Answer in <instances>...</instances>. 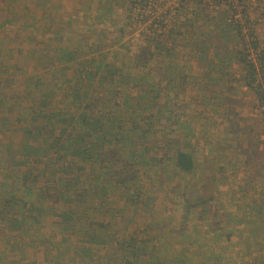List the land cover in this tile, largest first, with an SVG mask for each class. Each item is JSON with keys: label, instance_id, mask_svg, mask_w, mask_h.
Returning <instances> with one entry per match:
<instances>
[{"label": "rangeland", "instance_id": "rangeland-1", "mask_svg": "<svg viewBox=\"0 0 264 264\" xmlns=\"http://www.w3.org/2000/svg\"><path fill=\"white\" fill-rule=\"evenodd\" d=\"M127 1L0 0V264H264V108L240 63L209 78L193 51L211 30L203 16L220 21L227 5L158 0L168 26L178 14L191 23L168 41L176 57L150 47L137 68L153 10L132 16ZM251 3L264 46V6ZM160 60L188 77L137 106L142 80L159 92L148 69ZM41 98L63 126L40 128ZM74 130L88 134L82 149L65 143ZM177 150L194 170L175 166ZM10 196L18 207L6 213Z\"/></svg>", "mask_w": 264, "mask_h": 264}, {"label": "trees", "instance_id": "trees-1", "mask_svg": "<svg viewBox=\"0 0 264 264\" xmlns=\"http://www.w3.org/2000/svg\"><path fill=\"white\" fill-rule=\"evenodd\" d=\"M183 2H196L201 7L203 6L204 1L206 0H181ZM214 3H217L218 5L225 4L227 5L226 10L229 12V16H225L223 14L222 18H220V21L213 22L212 18L208 16H203V18H207L204 20L203 26H205L207 23L210 24L209 27H211V30H209L207 38H205L202 34L200 35L201 39L196 38V42H194V54L196 55L195 59L197 61L201 62L203 65L207 66V72L204 73V76L207 75L209 77V71L217 70L219 73L224 71L223 69L225 66L228 65L229 60L235 59L238 63H240L243 67L244 75L243 78L244 84L249 87L255 94V97L257 101L260 103V105L264 108V46L260 45L259 39L257 38V35L253 29V21L251 20V17L246 15L247 9L250 8V6H255V4H252L251 2L254 0H211ZM256 1V0H255ZM158 0H128L126 3L127 10L129 11V14L132 16H140L142 18L143 15L148 10H153V20L150 21V24L146 26L145 30V41L147 42L146 45H148L147 48L143 47L141 48V53L137 56V59L134 61V64L137 68H145L150 63L151 53H150V47L158 52L159 54H162L163 57L170 56L176 57L177 53L172 48V45H170L169 40L173 41L172 39L175 37V28H177L178 21L180 22V25L190 24L191 19L189 20L184 18L183 22H181L180 14L174 16L171 18L170 26H168V17L167 19L164 18L165 12L160 13L156 12V9H160L157 7L156 3ZM251 4H248V3ZM262 6H264V0H259ZM206 5V3H204ZM204 7V6H203ZM256 7V6H255ZM183 8V7H181ZM163 9V8H162ZM161 14V16H159ZM228 19V22L226 21ZM222 21V22H221ZM219 22V23H218ZM225 30L227 31V34H224ZM210 34H212L210 36ZM222 34V36H220ZM232 34V35H230ZM225 37H224V36ZM207 40H213L215 43L214 52L209 51V44ZM236 41L240 42L238 44V49L235 50L232 48ZM169 44V45H168ZM237 45V44H236ZM226 51V55L223 54V52ZM212 53H215L214 56H211ZM215 57V60H214ZM216 61V63H214ZM102 62H98L97 66H102ZM225 65V66H224ZM174 65H170L165 62V60H160L155 64V66H152L148 70L153 71L152 75H155L158 78L157 88H159V92L154 94V88L152 89H145L147 86V83L145 80L141 81V84H143V87L141 88L144 90L143 93L145 95L139 96L140 102L137 101L135 103L137 106H141L142 101H149V106L153 104V101L158 99L160 96V91L163 87H170V88H177L178 90L180 87L185 83V79H187L188 76L184 75V71L180 68L177 69L173 67ZM102 70H106V67L103 65L101 67ZM113 71H108V73L103 74L102 79L108 80L109 78L113 77ZM145 74L142 75V79ZM207 77V78H208ZM210 78V77H209ZM208 78V79H209ZM197 81V79H196ZM168 98V97H167ZM170 98V96H169ZM42 99V98H41ZM147 99V100H146ZM45 101L42 99L41 104H39V107L37 110H35L36 114H40L45 116V120L43 121V124L40 125V128H46L47 125H54V122L57 121L55 124L56 127L63 126L59 121V117L61 115V110L54 111H45L48 109L45 106H42V104ZM94 105V101L92 103H85L83 108H85L87 111L90 110V108ZM146 106V105H145ZM101 109H103L101 107ZM110 109V108H109ZM264 111V110H263ZM88 113V112H87ZM128 116V114H126ZM59 121V123H58ZM121 121H123L122 125H125V121H129L126 116L125 119L121 118ZM134 121V122H133ZM135 123L136 120H132L130 123ZM54 125V126H55ZM76 126L80 127V124L76 122ZM127 126V125H126ZM137 131V132H136ZM50 132L52 133V130L50 129ZM145 132V131H144ZM124 133V132H123ZM122 133V134H123ZM138 130L134 128H129L125 130V134L123 136L126 137H133L132 135H137ZM68 138L65 139V143L67 145L74 146L75 149H82L83 147V140L84 137L88 134L86 133H80L76 132V130L70 132L68 131L67 134ZM135 135V136H136ZM78 141L76 142L75 139ZM136 138V137H133ZM64 142V141H63ZM62 142V145H64ZM87 146V145H86ZM85 147V146H84ZM175 166L184 172H191L195 168V163L193 160V156L190 153L184 152V150H177L175 154ZM123 169H126V167H129L128 164H126L124 161L121 162ZM263 170V169H262ZM126 177V176H125ZM130 181L127 178H121V183H126ZM211 199V198H209ZM206 204V202H205ZM204 205V204H202ZM208 205V203H207ZM5 207L8 209L6 210V213H10L13 211V209L18 207V202L15 201L14 196H10L5 200ZM209 207V206H208ZM208 207H203V209H207ZM209 210V208H208ZM255 230H251V235H256ZM131 241L134 242V239ZM123 264H134L132 260L125 258Z\"/></svg>", "mask_w": 264, "mask_h": 264}, {"label": "crops", "instance_id": "crops-1", "mask_svg": "<svg viewBox=\"0 0 264 264\" xmlns=\"http://www.w3.org/2000/svg\"><path fill=\"white\" fill-rule=\"evenodd\" d=\"M137 132V131H136ZM136 135V134H135ZM135 135H132L133 137H136V136H139V131H138V133H137V135L135 136ZM148 138H149V136H148ZM227 211V210H226ZM213 216V215H212ZM213 217H215V216H213ZM253 218V217H252ZM250 221V220H249ZM258 222L259 221H257V226L258 227H260L262 224L259 222V224H258ZM250 223H252V220L250 221ZM249 223V224H250ZM254 224V223H253ZM256 224L254 225V226H252L253 228H251V226H250V228H248L247 226H246V229H247V231H246V233H245V237L246 238H248V234H249V236L252 238V235H251V230L252 229H254V230H256L257 229V226H256ZM249 230V231H248ZM250 232V233H249ZM247 235V236H246ZM218 249V248H217ZM260 258H259V262H258V264H260ZM215 262V261H214ZM215 264H219V262H215Z\"/></svg>", "mask_w": 264, "mask_h": 264}]
</instances>
